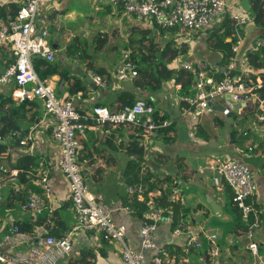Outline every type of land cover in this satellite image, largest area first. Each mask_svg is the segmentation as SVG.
I'll use <instances>...</instances> for the list:
<instances>
[{"label":"crops","instance_id":"0c3cea01","mask_svg":"<svg viewBox=\"0 0 264 264\" xmlns=\"http://www.w3.org/2000/svg\"><path fill=\"white\" fill-rule=\"evenodd\" d=\"M25 1L0 0V9L2 7L9 12L11 3L22 5ZM227 4L225 13L230 17L234 12L252 15L251 0H227ZM224 16L210 29L218 27ZM37 27L38 30L49 31L55 59L61 60L72 76L80 78L87 88V91H73L72 81L61 79L59 74L48 78L57 95L63 99H73L79 112H89L95 105L117 110L122 107L121 92L129 90L134 100L144 97L156 107L159 116L164 118L160 124L168 122V125L151 133L130 124L91 126L86 137L80 138L79 161L82 173L92 191L113 209L114 221L126 226V239L130 247L134 250L142 249L139 230L150 219L148 209L143 216L123 209L125 206L131 207L128 202L134 198H127V178L134 175L133 172L129 173L128 164L131 159L136 161L139 157L128 147L137 141L144 152L139 177L148 171L153 176L152 180L156 177L171 178L173 184L171 195L167 196L177 205L167 210L163 221L159 223L156 236L158 249L167 248L170 251L166 264H264V124L257 120L259 101L250 99L248 105L239 108L232 122L217 109L220 104L217 105L213 113L200 117L198 132L191 136L192 121L183 112L184 107L180 104L181 85L174 79L166 81L160 90L151 91L135 85L138 76L119 83L114 75L116 66L123 61L125 50L130 53L133 49L140 51L136 39L141 41L144 49L152 56L154 54L148 50L150 44L163 48L167 43H173L181 53L173 67L180 68L181 62H194L198 59L224 62L227 59H223L222 52L208 45L210 29L198 32L179 28L162 30L153 20L126 15L122 7H116L108 0H46L41 6ZM99 32L108 36L101 48L94 45V36ZM243 32L244 41L236 52L238 65L248 59L250 46L264 38V28L254 20L244 27ZM74 37L79 39L85 56L83 53L67 56V45ZM232 40L233 35L226 39L231 43ZM130 42L135 46H131ZM14 61L11 46L0 42V72ZM90 68L106 75L108 86L101 87L95 83L89 75ZM195 79L194 76L193 87ZM12 89V85L0 87V103L4 97L8 98L5 111H1L0 104V115H5L0 117V128L9 127L4 119L9 118L8 109L18 108L22 104L16 105L11 101ZM19 112L14 122L18 121L24 134L33 130L34 139L26 147L20 146V143L10 144L9 149L0 155V165L10 164L19 168L18 164H22L21 158L25 155L34 156L36 164L25 172L19 168L26 174L23 181L20 174L15 180L7 179L2 183L0 240L13 222L35 223L38 215L22 210V198L29 192H42L39 177L34 171L42 160L49 171V182L54 190L46 210L50 211V216H54L53 220L48 219L44 224L36 226L33 233L66 235L74 226L76 217L70 198L69 181L57 165L59 145L52 138L50 116L42 101L37 98L28 101ZM168 128L171 129L166 133L164 130ZM183 129L189 134L188 141L179 138ZM232 131L234 140L231 138ZM88 138L91 140L85 145ZM229 158H239L246 162L253 175H256L254 178L258 184V193L254 197L255 212L248 230L233 227V215L227 210L233 191L225 180L220 185L214 181ZM163 187L166 188L167 183H163ZM151 190L150 194H146L149 195L147 200L146 195L130 196H135L140 202L146 200L147 205L150 199L159 201L165 196L159 185ZM175 222H185L190 229L189 235H174ZM190 239L200 241L202 247L190 245ZM251 242L257 244V250L250 248ZM27 248L21 247L23 251ZM211 250H216L217 254L212 255ZM206 251L210 258L205 255ZM154 254L152 249L144 250L143 264H154ZM59 264H123V259L117 242L106 240L101 233L92 231L77 234L74 249L62 257Z\"/></svg>","mask_w":264,"mask_h":264},{"label":"built area","instance_id":"2783aa9c","mask_svg":"<svg viewBox=\"0 0 264 264\" xmlns=\"http://www.w3.org/2000/svg\"><path fill=\"white\" fill-rule=\"evenodd\" d=\"M46 0H26L14 16L5 18L0 16V42L11 46L15 61L0 72V87L12 85L10 93L14 104L39 99L49 114L52 125V138L59 145L57 165L69 181L70 198L76 222L70 231L63 236L51 234L30 233L22 230L18 222H13L7 233L0 240V264H59L60 259L69 255L75 246L76 235L96 231L109 241L119 244L123 264H143L144 250L155 251L152 261L154 264H166L170 251L167 248L158 249L156 236L159 223L163 221L165 210L157 201L149 200L148 216L152 222H146L139 230L141 250H134L126 239V226L114 221L113 209L101 201L92 191L82 173L79 161L81 137H86L91 126L134 125L151 133L168 122L158 123L155 119L156 107L144 97L135 98L132 104H126L117 110L107 106L95 105L91 111H78L73 99H63L56 93L52 81L41 78L34 67V59L39 57L46 61L55 59L49 31L38 30L37 19L41 6ZM116 7H122L124 13L138 18L153 20L161 29L179 28L188 31H204L213 27L225 14L227 0H108ZM231 18L235 25V33L231 48L233 54L224 62H208L198 59L194 62H181L180 68L194 71L197 93L186 99L187 105L183 112L192 121L193 136L198 132L200 117L206 113H213L219 98L229 96L232 100L249 104L250 99L259 101L257 120L264 124V95L257 90L264 87V78L254 76L248 59L242 65L236 61V52L244 41V27L253 22L252 15L234 12ZM264 46V38L256 40L249 48V52ZM123 61L116 66L114 75L118 82L124 83L135 79L139 74L136 63L131 61V53L125 50ZM240 66V67H239ZM89 75L101 87L108 86L106 75L98 73L93 68ZM226 106L232 108L230 102ZM20 138V146H29L34 139L33 130L22 134L15 130L6 136H0L5 142L12 138ZM41 185L42 192H29L22 198V210L33 215H39L49 206L54 190L49 182V171L42 160L34 168ZM220 175L214 178L217 185L225 180L233 191L232 200L241 210L244 221H249L255 212L254 197L258 193L257 182L249 165L239 158H229L221 167ZM21 170L10 164L0 165V188L2 183L15 180ZM150 184L139 182L127 187L130 195L144 197L150 194ZM133 212L129 206L123 207ZM174 235H189L190 229L185 222L176 224ZM212 237H216L213 235ZM202 247L200 241L190 239V245ZM28 246L23 251L21 247ZM250 248L257 250L255 242ZM216 255V250H211Z\"/></svg>","mask_w":264,"mask_h":264},{"label":"trees","instance_id":"16d2710c","mask_svg":"<svg viewBox=\"0 0 264 264\" xmlns=\"http://www.w3.org/2000/svg\"><path fill=\"white\" fill-rule=\"evenodd\" d=\"M251 13L254 16V22L264 28V0H251ZM21 5L16 3H11L9 5L10 11L7 12L4 8L1 7L0 9V16L7 17L9 14L12 16L15 15L17 10L20 8ZM225 15V16H224ZM224 19H222V23L218 27H214L210 29V35L208 37V45L210 48L214 50L221 51L223 54V59L226 60L233 54L232 48H231V42H227L226 39L233 35L235 33V25L232 20V18L224 14ZM222 16V17H223ZM221 17V18H222ZM220 18V19H221ZM108 36L106 34H102L101 32L96 33L94 36V45L97 48H101L104 46V44L107 42ZM139 44V52H137L136 49H133L131 51V61L136 63L139 69L138 77L135 80V85L140 88H145L151 91H158L162 88L164 83L169 80H175L177 83L181 85L180 89V104L182 107L187 105L186 99L190 96H194L197 93L196 86L193 87V81L195 73L191 70H185L183 68H177L174 66L175 59L181 54L180 50L173 45V43L169 42L163 48L155 47L154 43L151 44L149 47V51L154 54V56L150 55L146 49H144L143 44L139 39H136ZM79 39L74 37L70 40L69 44L67 45V56L69 55H75L83 53L85 56V52L82 49V46L79 43ZM248 62L249 66L254 74L261 75L264 78V46L257 48L253 52H249L248 55ZM34 67L37 71L38 75L45 79L52 77L53 75L59 74L61 76V79H70L73 84V91L76 90H84L87 91V88L85 85H83L82 80L77 77H73L70 73L69 69L63 65V62L59 59H54L53 61H46L44 59H41L39 57H36L34 59ZM99 72H102L101 68H98ZM257 92L260 95H264V87L257 90ZM59 95V94H58ZM120 99L122 100V106L126 104H132L134 102V95L129 90H124L121 92ZM8 101L7 97L3 98V101L1 104V111H5V105ZM12 101V100H11ZM24 101L20 107L18 108H9V118H4L8 124L9 127L2 126L0 128V136L4 137L7 134L15 131L20 130V125L17 122H14L16 119L17 112L20 111V109L28 102ZM14 105V104H13ZM20 113V112H19ZM5 115H0V117H4ZM22 117H25L24 114H22ZM155 119L158 123H161L164 118L159 116V113L156 112ZM171 128L165 129L164 131L168 133ZM24 135V132L21 131ZM27 133V132H26ZM91 139L88 138V140L85 141V145L89 144V141ZM20 138L14 137L11 140L5 141L4 143L0 141V155L4 152H6L9 149L10 144H19ZM139 142L135 141L133 142L129 147L128 150L134 151L138 154L139 159L134 161L130 160L128 164V168L130 170L129 173L133 176L127 178V181L130 184H136L139 182H147L150 184V189L154 188L155 186L159 185L165 194L164 197H161L157 203L164 208L166 215L167 210L170 208V206H176L177 204L169 199L167 196L168 194L171 195V178H155L152 180L153 176L146 171L142 177H139V172L141 170V162L144 160V152L143 147L138 145ZM80 152V151H79ZM22 164H18V167L22 169L23 172L26 170L32 168L35 163L34 156L31 155H25L21 158ZM21 171V172H22ZM21 173L20 177L22 178L26 176L25 173ZM163 183H167V187H163ZM170 186V187H169ZM127 198H133L130 199L131 201L128 202L131 206L133 213L139 216H143L144 212L148 209L149 206L146 204V200L149 198V195H146V200L143 202H140L135 196H130V194L127 193ZM227 210L229 213L233 215V222L232 225L234 228L240 227L248 230L250 226L252 225V217L249 221H244L242 217V213L240 208L238 207L237 203L230 199ZM53 215L50 216V211L45 210L41 214L38 215L36 221L34 224H29L26 222H18L20 224V227L22 230L28 231L30 233H33L36 226H39L41 224H44L48 219L53 220ZM176 224V222H175ZM208 252L206 251L205 255H207ZM207 257L210 258L209 255Z\"/></svg>","mask_w":264,"mask_h":264},{"label":"water","instance_id":"95a60500","mask_svg":"<svg viewBox=\"0 0 264 264\" xmlns=\"http://www.w3.org/2000/svg\"><path fill=\"white\" fill-rule=\"evenodd\" d=\"M246 2V1H245ZM247 9H249L248 7H247ZM195 78H196V76H195ZM89 80V82L91 83V84H93L92 83V81H91V79H88ZM218 102L220 103V105L218 106V110L219 111H221V112H223L228 118H229V121L230 122H232L233 121V117L235 116V114H237L238 112H239V108H241V107H244L246 104H244V103H242V102H237V101H234V100H232L229 96H227L226 98H219L218 99ZM226 102H230V104L233 106L232 108H227L224 104L226 103ZM179 138H180V140L181 141H188L189 140V134H188V132L185 130V129H183V130H181L180 131V136H179ZM231 138L234 140L235 138H234V131H232V133H231ZM146 222H152V220H147Z\"/></svg>","mask_w":264,"mask_h":264},{"label":"rangeland","instance_id":"374dc122","mask_svg":"<svg viewBox=\"0 0 264 264\" xmlns=\"http://www.w3.org/2000/svg\"><path fill=\"white\" fill-rule=\"evenodd\" d=\"M163 30V29H162ZM130 44H131V46H135L134 44H133V42H130ZM151 46V44L149 45V47ZM155 47H156V44L154 45ZM133 48H131V50H132ZM180 49H182V48H180ZM254 177H256V175L254 174ZM257 182V181H256ZM257 186H258V184H257Z\"/></svg>","mask_w":264,"mask_h":264}]
</instances>
